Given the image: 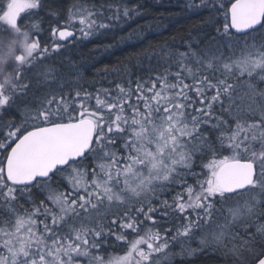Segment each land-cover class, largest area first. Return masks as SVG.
Listing matches in <instances>:
<instances>
[{
  "label": "snow or ice",
  "instance_id": "snow-or-ice-1",
  "mask_svg": "<svg viewBox=\"0 0 264 264\" xmlns=\"http://www.w3.org/2000/svg\"><path fill=\"white\" fill-rule=\"evenodd\" d=\"M43 7H0V264H161L205 251L264 264V0H189L209 10L208 31L181 37L185 51L174 38L105 67L108 86L94 91L79 69L47 63L62 46H42L40 24L21 17ZM113 7L74 4L67 22L88 38L141 14ZM198 234L197 248L183 247ZM112 246L127 252L106 258Z\"/></svg>",
  "mask_w": 264,
  "mask_h": 264
},
{
  "label": "trees",
  "instance_id": "trees-1",
  "mask_svg": "<svg viewBox=\"0 0 264 264\" xmlns=\"http://www.w3.org/2000/svg\"><path fill=\"white\" fill-rule=\"evenodd\" d=\"M8 2L9 0H0V7L5 8ZM193 2L195 4H201V0H193ZM43 3L44 7L42 9L26 12L25 16H22L25 24L30 21L40 24L38 38L42 46L45 44L48 46L53 44L52 27L64 28L68 25V22H65L66 14L68 15V9L72 8L74 4L89 8H101V5H103L102 11H104L105 16L109 14V4L114 6L113 11L116 5L139 8L140 15L133 16L130 20L121 21L115 27L109 29H97L88 38H83L82 35H79V38H76L70 44L62 45L60 50L53 53L47 61V63L59 67L63 73L75 75L76 70L79 69L80 74L84 77L81 83L90 91H94V87H92L93 81H99L105 87L108 86L107 81L103 79L102 75L105 67L111 69L119 65L123 70V66L128 62L129 56L142 48L148 46L158 48L166 42L172 44L175 38V46L180 51H185L186 49L181 43L180 38L187 37L189 33L195 38L200 36L203 31H208L204 27V22L210 16L207 8L189 9L187 7L189 0H43ZM50 9L59 10L60 15L53 17L50 14ZM29 13H38V16L33 18ZM219 18L223 22V17L221 16ZM98 22L108 23L109 21L100 17ZM112 23H115V21ZM80 27L81 25L77 18L76 29H80ZM34 34L35 38H37L35 30ZM237 55H239V52ZM132 63L134 64L135 61H132ZM143 71L141 70V73ZM98 72L101 75H97ZM133 72L136 73L135 68H133ZM107 79H113V75H109ZM99 86V83L95 85V87ZM260 86L264 87V84ZM7 118L6 116L5 119ZM211 159L212 157L209 156L203 161L197 160L195 171L198 173L201 171L207 173V169H204L203 165L207 164ZM204 178L206 176L201 177V179ZM188 182L194 183V180L189 177ZM179 190V187H176L169 194L165 192L162 198L170 200L175 195V192ZM33 192L37 198V202L39 199H43V194L38 189H33ZM19 203L23 204L24 208L31 207L24 199H21ZM132 239H135L134 234L129 237V240ZM199 239V234L188 239V248H197ZM185 243L183 241V244ZM180 246L181 243L172 242L169 250L172 253H179ZM126 249L127 246L108 247L104 255L106 258L109 256H118L122 252L124 253ZM161 264H223V258L212 252L205 251L193 257L175 255L171 257L170 261L162 260Z\"/></svg>",
  "mask_w": 264,
  "mask_h": 264
},
{
  "label": "rangeland",
  "instance_id": "rangeland-1",
  "mask_svg": "<svg viewBox=\"0 0 264 264\" xmlns=\"http://www.w3.org/2000/svg\"><path fill=\"white\" fill-rule=\"evenodd\" d=\"M29 11H32V10H29ZM23 14H25V13H21V17H22V15ZM66 21L65 22H67V20H68V15L66 14ZM30 17V16H29ZM31 18V17H30ZM65 27H67L68 28V30H74L75 32H76V30H77V34H76V38H79V35H82L81 34V32L79 31V28L78 29H76V19L74 20V21H72V22H68V25H66ZM64 27V28H65ZM56 37V36H55ZM33 38H35V34H33ZM57 41V40H56ZM51 46H52V44L51 45H49L48 47L51 49ZM173 191V190H172ZM172 191H169V192H166L167 194H169L170 192H172ZM186 243L185 244H183V247H185V248H188V245H189V240H184ZM181 247H182V245L180 246V251H181ZM127 252V249L124 251V253L122 252L121 254H119L118 256H123L125 253ZM110 257V256H109Z\"/></svg>",
  "mask_w": 264,
  "mask_h": 264
},
{
  "label": "flooded vegetation",
  "instance_id": "flooded-vegetation-1",
  "mask_svg": "<svg viewBox=\"0 0 264 264\" xmlns=\"http://www.w3.org/2000/svg\"><path fill=\"white\" fill-rule=\"evenodd\" d=\"M5 8H6V5H5ZM22 16H25V14H23ZM74 31V30H73ZM75 32V31H74ZM76 33V32H75ZM53 40H54V42H57V43H59L61 46L62 45H67V44H70L71 42H73L74 40H76V36L74 37V39L71 41V42H69V43H67V44H62V43H60L58 40H57V37H54L53 36ZM57 40V41H56Z\"/></svg>",
  "mask_w": 264,
  "mask_h": 264
},
{
  "label": "water",
  "instance_id": "water-1",
  "mask_svg": "<svg viewBox=\"0 0 264 264\" xmlns=\"http://www.w3.org/2000/svg\"><path fill=\"white\" fill-rule=\"evenodd\" d=\"M73 33H74V32H73ZM74 37H75V33H74V36H73V37L68 38L66 41H60V40H59V37H58V35H57L58 40H59L62 44H67V43L71 42V41L74 39Z\"/></svg>",
  "mask_w": 264,
  "mask_h": 264
}]
</instances>
